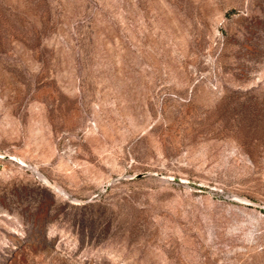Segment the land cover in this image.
Listing matches in <instances>:
<instances>
[{"label":"rangeland","instance_id":"obj_1","mask_svg":"<svg viewBox=\"0 0 264 264\" xmlns=\"http://www.w3.org/2000/svg\"><path fill=\"white\" fill-rule=\"evenodd\" d=\"M0 264H264V0H0Z\"/></svg>","mask_w":264,"mask_h":264},{"label":"built area","instance_id":"obj_2","mask_svg":"<svg viewBox=\"0 0 264 264\" xmlns=\"http://www.w3.org/2000/svg\"><path fill=\"white\" fill-rule=\"evenodd\" d=\"M1 160V159H0ZM2 168V164H1V162H0V169Z\"/></svg>","mask_w":264,"mask_h":264},{"label":"water","instance_id":"obj_3","mask_svg":"<svg viewBox=\"0 0 264 264\" xmlns=\"http://www.w3.org/2000/svg\"><path fill=\"white\" fill-rule=\"evenodd\" d=\"M0 159H4V156H0Z\"/></svg>","mask_w":264,"mask_h":264}]
</instances>
